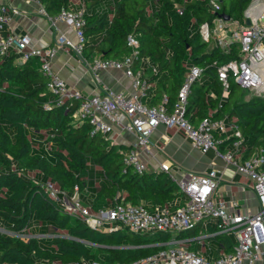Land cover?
<instances>
[{
	"label": "trees",
	"instance_id": "obj_1",
	"mask_svg": "<svg viewBox=\"0 0 264 264\" xmlns=\"http://www.w3.org/2000/svg\"><path fill=\"white\" fill-rule=\"evenodd\" d=\"M37 1L49 16L70 8V0ZM250 1L223 0L219 11H214L208 0H113L111 15L85 5L83 53L122 59L132 51L127 43L132 36L137 50L132 65L141 68L149 83L143 99L154 105L165 97L168 112L178 100L187 65L198 66L200 77L187 95V119L196 124L209 116L234 123L242 136L241 158L259 148L264 157V96L249 94L232 79L227 95L222 96L217 66L241 56L235 44L222 49L213 37L204 40L198 30L203 21L213 26L221 11L244 24ZM78 101L56 103L37 58L21 61L14 51L0 54V228L4 229L0 230V264L130 263L165 248L172 238L191 243L202 234L214 242L209 247L212 258L232 250L233 235L214 233V222H198L175 235L124 227L98 229L51 197L44 187L47 181L67 199L75 188L79 199L84 189L90 191L85 202L91 212L119 201L152 210L167 204L173 208L184 200L165 171H134L124 162L127 144L91 133L87 120H77ZM217 138L221 151L233 141L226 134ZM93 170L95 177H91ZM32 219L52 223L59 232L43 241L36 236L21 238Z\"/></svg>",
	"mask_w": 264,
	"mask_h": 264
},
{
	"label": "built area",
	"instance_id": "obj_2",
	"mask_svg": "<svg viewBox=\"0 0 264 264\" xmlns=\"http://www.w3.org/2000/svg\"><path fill=\"white\" fill-rule=\"evenodd\" d=\"M222 1L208 0V4L212 10L219 11ZM259 1L251 0L249 6ZM6 5L7 0H0V54L14 51L21 61L37 58L40 71L46 78V86L57 96L56 103L61 104L68 99L79 100L74 116L79 121L87 120L91 125V133L98 132L112 143H116V136L123 133L132 135L134 140L127 144L128 148L124 153L126 165L138 173L146 171L138 147L147 148L153 131L159 125L182 130L194 148L202 153L213 150L216 157L231 164L236 173L250 182L259 209L255 212H240L235 200L215 199L213 193L218 183L215 166L200 173L187 172L180 177L168 173L184 197V200L177 202L173 208L167 204L157 205L149 210L142 204L119 201L111 207L91 212L87 205L79 203L76 188L67 199L47 181L44 187L49 195L60 200L67 209L79 214L85 223L93 228L100 229L114 223L116 227H124L133 232L165 231L175 235L181 230L192 228L198 222L204 225V219L210 216L216 224L214 233L232 234L235 239L231 251H223L215 258L189 249L182 245L181 240L172 238L165 248L130 263L117 264H257L261 259V247L264 244V157L259 148L248 158L237 159L236 156L240 155L238 149L242 136L234 123L227 124L223 119L209 116L202 117L196 124L187 119L184 114L187 95L193 81L199 79L201 69L194 64L187 65L183 83L178 91V100L171 112L164 106L165 97L158 104L150 105L143 99L149 87L146 76L140 67L132 65L137 50L134 38L129 35L127 43L132 47L129 55L122 59L94 56L87 63V67L95 76L103 69L122 70L130 80V92L103 87L93 94L82 96L78 89L69 88L63 77L52 68L50 58L55 54L57 46L39 47L32 44L27 35L3 33L4 24L10 20ZM83 9V6L61 8L56 14L57 19L71 27L75 37L72 41L64 34H59L56 44L70 46L81 59L84 58L83 47L86 41L83 33ZM39 12L46 14L41 6ZM198 30L204 40L213 37L214 44L222 49H228L231 44L238 46L241 57L222 63L216 69L222 83V96L227 95L230 79L243 90L250 93L259 90L264 96V9L256 20L247 25L241 26L237 21H224L217 17L213 26L203 21ZM151 71H155V67L152 66ZM221 134L233 137L230 147L224 151L219 150L217 146V136ZM159 169L168 172L169 164L161 163ZM206 236L202 234L198 238L202 240ZM20 237L28 239L30 236L23 233ZM80 264L104 263L90 260Z\"/></svg>",
	"mask_w": 264,
	"mask_h": 264
},
{
	"label": "crops",
	"instance_id": "obj_3",
	"mask_svg": "<svg viewBox=\"0 0 264 264\" xmlns=\"http://www.w3.org/2000/svg\"><path fill=\"white\" fill-rule=\"evenodd\" d=\"M100 0H70V8H81L90 5L88 10H94L98 13H107L111 15L113 10L108 4L104 7L99 6ZM7 13L10 20L4 24L3 33H15L17 35H27L31 43L39 46H57L55 54L50 58L52 68L63 77L69 88L78 89L82 96L93 94L103 87L111 88L116 91L130 92V80L120 69L108 68L98 71L97 76L87 67V63L94 57L81 59L70 46L56 44V37L64 34L66 37L75 40L71 27L64 21L55 16H49L39 12L41 6L37 0H7ZM264 9V0H260L245 9V23L241 26L257 19L260 11ZM248 20V22H247ZM86 61V62H85ZM230 134V131H228ZM116 143H125L133 141L132 135L123 133L116 136ZM230 147V146H229ZM141 158L145 162L146 171L157 173L160 170L161 163L169 164L167 173L180 177L184 173H200L217 168L218 183L214 190L213 197L218 200H235L240 212H255L259 209L257 199L251 189L250 182L239 173L234 171L231 164L224 162L215 156L214 151L209 149L202 153L199 149L191 145L182 130L175 128H165L159 125L153 131L147 148L138 147ZM240 160L241 155L236 156ZM88 197V196H87ZM86 200V199H85ZM86 205V202H82ZM214 221V220H213ZM212 221V222H213ZM39 233H45L48 229L55 231V227L50 224L35 226ZM108 228V227H104ZM29 236L31 232L27 228L24 231ZM205 238V237H204ZM202 238V240L204 239ZM202 240L191 242L185 240L182 245L198 250L209 258H212L210 244H203ZM187 242V243H186ZM214 244V242L212 241ZM261 259L257 264H264V244L262 245Z\"/></svg>",
	"mask_w": 264,
	"mask_h": 264
},
{
	"label": "rangeland",
	"instance_id": "obj_4",
	"mask_svg": "<svg viewBox=\"0 0 264 264\" xmlns=\"http://www.w3.org/2000/svg\"><path fill=\"white\" fill-rule=\"evenodd\" d=\"M110 2L108 3L111 8H112V0H109ZM99 6L101 7H104L106 4H107V0H100L99 2ZM99 36V35H98ZM237 49H238V46H237ZM253 93L255 94H260V91L259 90H254ZM249 94H250V91H249ZM110 140H113V138H110ZM44 154L47 155L46 152H44ZM96 176V173L94 172V170L91 172V177H95ZM90 191L84 189L82 192H81V199H79V203L82 204L83 201H85V199L87 198V196L89 195ZM214 220L213 217H206L204 219V224L206 222H212ZM46 224H52V223H49V222H42V221H39V220H36V219H32L29 223V225L27 226V228L29 229V231L31 232L30 234H34V236H36L37 238H39L40 240H45L47 237L49 236H52V235H55L57 234L59 231L57 229H55V231H52L50 229H48L47 231H45V233H39L37 230H36V227L35 226H38V225H46ZM105 227V226H104ZM106 227H116V224L114 223H111V224H108L106 225ZM0 230H3V228H0ZM203 244L204 245H207L208 243L210 244L211 242V245L210 246H213V243H212V240L210 239H203Z\"/></svg>",
	"mask_w": 264,
	"mask_h": 264
},
{
	"label": "water",
	"instance_id": "obj_5",
	"mask_svg": "<svg viewBox=\"0 0 264 264\" xmlns=\"http://www.w3.org/2000/svg\"><path fill=\"white\" fill-rule=\"evenodd\" d=\"M217 16L219 18H222V20H224V21H229L230 20V16L227 13L223 12V11L218 12ZM247 22H248V20H247ZM114 229H117V227H114Z\"/></svg>",
	"mask_w": 264,
	"mask_h": 264
}]
</instances>
